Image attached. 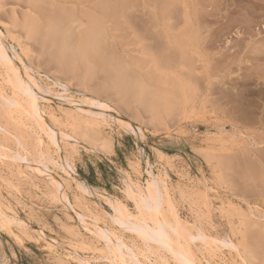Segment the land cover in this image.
<instances>
[{
  "label": "rangeland",
  "instance_id": "obj_1",
  "mask_svg": "<svg viewBox=\"0 0 264 264\" xmlns=\"http://www.w3.org/2000/svg\"><path fill=\"white\" fill-rule=\"evenodd\" d=\"M25 6L0 0V32L21 69L32 71L47 92L35 97L61 134L57 147L39 130L29 113L33 102L6 82L1 66L0 211L20 227L0 224L8 229L0 226V264H121L120 251L127 264H179L170 251L113 220L116 203L152 218L136 203L147 206L137 193L151 172L194 236L188 244L195 264H264V0H130L127 28L109 39L110 48L130 74L157 65L171 78H143L159 113L124 83L114 86L103 66L87 80L80 70L59 72L19 25ZM186 20L195 23L197 40L182 57L172 43L186 35ZM96 101L109 107L96 108ZM100 114L107 123L93 120ZM15 151L24 159L14 160ZM102 227L116 237L118 250L95 233ZM173 229L179 231L175 222ZM200 230L215 239L210 247L195 237Z\"/></svg>",
  "mask_w": 264,
  "mask_h": 264
},
{
  "label": "bare ground",
  "instance_id": "obj_2",
  "mask_svg": "<svg viewBox=\"0 0 264 264\" xmlns=\"http://www.w3.org/2000/svg\"><path fill=\"white\" fill-rule=\"evenodd\" d=\"M21 1H23V3L26 5L25 7L29 8V11L34 14L31 15L28 13L29 11L26 10L27 12L24 18L22 17L23 20L21 19L22 23L20 20L19 25L20 26L22 25V28L30 37V40L34 39L39 43V46L41 47L43 54L48 58V60H50L54 64V66L59 72L65 75H71L75 73L76 70H80L82 71V77L85 80H87L88 78L93 76L96 72H98L101 69V66H103L106 68L105 70L107 71L105 72H107L110 81L114 84V86H118L119 83H124V88L125 89L127 88V90L132 91L133 92L132 94L136 95L135 97L139 98L143 102L153 94V91L150 88L144 87L143 82L145 78L147 82L150 78L157 76H160L161 77L160 79L163 81L171 80V78L167 77L166 74L160 73V71L158 72L159 67H157V65H155V68L153 67V71L151 72L147 71L143 73V75H137L134 73L130 74L125 71L122 63L119 60H117V58L112 54V49L110 48L111 45L109 43V39L122 36L120 33L121 29L127 28L128 25L127 11L128 9L130 10L131 7L130 0H21ZM187 20H186L187 32H185L186 35H183L182 34L183 32L179 35H176L172 43L180 48L179 53L182 54V57L188 50L189 45H195L194 43L197 40L196 38L197 32L195 33L193 28V24L195 23L194 22L191 23V21L189 22ZM13 21H15V23L17 22L18 24L19 20L18 21L13 20ZM134 60L135 62H139V60L136 58ZM20 61H21L20 56L17 55L16 52L9 47L8 42L6 40V36L3 34V32L2 33L0 32V67L3 66L5 68V74H6L5 79L7 78L6 82L9 83L11 87L16 89L20 94L29 97L31 99L30 103L33 102L34 105L32 107L31 112L29 113H32L33 115L32 118L35 119L34 121L37 127L39 128V130L43 132L45 135H47L48 138L51 140V142H53L54 145H56L57 144L56 142L59 140L58 137L60 136L61 133H59L58 136V132L55 131V129H53V126L49 123L45 114H43L44 113L43 110L38 105V99L40 98H37V94L35 97V93L38 92L40 96V93H43V90L36 81L35 77H33L30 74V72L32 71L30 72L25 71V69L23 71L21 69V66H19ZM111 69L113 71H112V75L110 76V73L108 72H111ZM43 94H47V92ZM59 97L57 96V98ZM41 98H43L44 101L47 100L44 97ZM60 99H62V97ZM94 101L95 100H92V102L89 101V104L90 105L94 104ZM66 102L68 101L66 100ZM152 103L153 101H150L148 98V102L146 101L144 105L149 108V111L151 113H159L157 107L152 105ZM95 105H97L96 108L101 107L102 109L104 107L106 108L109 107L108 104L99 101H96ZM80 108L78 107V109ZM87 111H89L91 114H95L90 110ZM84 112L88 113L86 112V110ZM101 114L100 116L94 115L95 117L92 116L90 117H92L94 121H97L98 117H101L102 121L104 123L105 122L107 123L108 122L107 119ZM100 122L101 121H99V124H101ZM103 126L106 125L103 124ZM0 128H2L1 125ZM6 131L8 132V130ZM14 137L15 140L17 139L16 142L18 141L22 147V142L20 141V139L15 135ZM56 146L58 147V145ZM15 153L16 155L13 156L14 160L15 159L18 160V158L22 160L24 159V156L22 158V156L19 155L17 151H15ZM33 167L32 169L36 171L35 168ZM42 171H38V172L40 174L42 173V175L44 174L48 176L52 174V172L50 174V173H45V171L44 172ZM151 173H150L151 180H147L145 191L144 192L141 191L137 193L138 196L140 197L144 196L143 198L147 199L146 201L147 206H145V203H143L141 200H137L136 203L138 207L144 209L148 208V210L152 214V218H150L149 220H145L135 215H132L126 209L125 206H122V204L115 202L116 204H111V207L115 212L113 220L119 226H123V228L125 227L126 229L129 230L131 229L133 230V232L139 234L141 239H143L144 241L151 240L153 242H156L158 245L162 246L163 248L167 249L172 253V255H174V257L176 258L179 264H195V259H196L195 258L196 256L194 257L195 252L193 253V251L191 250L188 244V240H192L194 236L189 232H187L188 230L182 225L179 216L175 212L173 206L171 205L172 203H170L168 199L169 195L166 193V191L161 192L162 190L160 187H162V185L160 180L158 179V177L155 178ZM53 181H55V183L58 182L57 179H53ZM132 186L127 185V189L129 190V192L133 191ZM85 189L84 191H86ZM204 193L205 192H203V195L206 194ZM202 198H204V196L201 195V199ZM162 203H166V205H168L169 210L167 211L166 209L165 211L171 214L173 218L172 221H170L167 218L166 215L167 212L165 213L162 210L163 209ZM207 204L208 203H206L205 205ZM174 222L176 226L179 228V231H175L173 229ZM12 223L16 224L15 221L8 218L7 215H5V213L0 211V224L13 225ZM20 223H22L23 225L25 224L23 221H21ZM17 225L18 223L15 226ZM18 227H20V225H18ZM4 228L6 227H3V229ZM95 233L103 234L105 236L106 243H111L113 245V250H118L120 244L117 241L116 237L112 233H109L108 230L103 229L102 227V229L98 228ZM195 237L201 239L204 243L208 244L209 247H210V243L212 244L213 242H215V239L209 238L211 236L206 237L203 231L201 230ZM180 238L181 240H183L182 241L183 243H181ZM17 239L20 238L17 237ZM42 241L45 240L43 239ZM221 243L222 245L230 246L232 247V249L233 248L236 249L235 245L232 242L221 241ZM46 245L49 249H54V250L56 249L55 246L49 241H46ZM56 251L57 250H55L54 252ZM73 260L74 259L72 258V261ZM119 260L121 264H127L125 253L121 251L119 252ZM243 261L244 264H249L248 260L246 261L244 259ZM84 263L88 264L86 262ZM165 264L168 263L166 262ZM208 264H210V262Z\"/></svg>",
  "mask_w": 264,
  "mask_h": 264
}]
</instances>
